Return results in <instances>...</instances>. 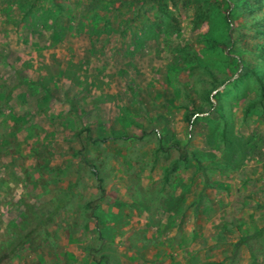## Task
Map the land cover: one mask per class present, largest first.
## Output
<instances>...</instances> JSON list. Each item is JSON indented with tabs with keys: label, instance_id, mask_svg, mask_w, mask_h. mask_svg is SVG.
Returning a JSON list of instances; mask_svg holds the SVG:
<instances>
[{
	"label": "rangeland",
	"instance_id": "374dc122",
	"mask_svg": "<svg viewBox=\"0 0 264 264\" xmlns=\"http://www.w3.org/2000/svg\"><path fill=\"white\" fill-rule=\"evenodd\" d=\"M9 244V264H264V0H0Z\"/></svg>",
	"mask_w": 264,
	"mask_h": 264
},
{
	"label": "trees",
	"instance_id": "16d2710c",
	"mask_svg": "<svg viewBox=\"0 0 264 264\" xmlns=\"http://www.w3.org/2000/svg\"><path fill=\"white\" fill-rule=\"evenodd\" d=\"M231 14H232V12H231ZM109 140H110L109 138H103L101 140L98 139L97 141L107 142ZM82 158H83L84 162L86 163V161H85V159H84L83 156H82ZM93 172L95 174H97L96 171L93 170ZM28 236L22 238L21 241L19 242V245L21 247L24 246L25 243L27 242ZM17 250L18 249H17V245L16 244H13V245L12 244H9L7 246V248L1 249L0 250V264H9L11 262V260L17 255V253H18Z\"/></svg>",
	"mask_w": 264,
	"mask_h": 264
}]
</instances>
